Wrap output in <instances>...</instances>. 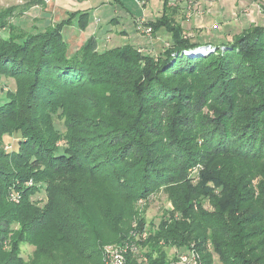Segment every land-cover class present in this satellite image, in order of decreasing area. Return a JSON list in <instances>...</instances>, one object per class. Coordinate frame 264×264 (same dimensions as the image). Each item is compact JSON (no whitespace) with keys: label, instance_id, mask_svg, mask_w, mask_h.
<instances>
[{"label":"trees","instance_id":"trees-1","mask_svg":"<svg viewBox=\"0 0 264 264\" xmlns=\"http://www.w3.org/2000/svg\"><path fill=\"white\" fill-rule=\"evenodd\" d=\"M168 1L149 24L153 33L165 28L172 36L159 56L131 44L99 50L96 36L71 49L63 27L72 16L18 43L16 27H6L9 11L0 12V30H10L0 38V73L18 82L16 97L0 106V139L15 132L21 149L1 152L0 175L7 170L12 180L0 181L6 197L14 185L23 201L33 190L25 182L52 172L83 171L124 204L128 190L147 197L164 188L179 217L162 220L148 240L149 264H170L165 248L183 246L204 264H264V23L206 45L185 34ZM87 16L80 17L83 29ZM205 45L215 53L182 54ZM57 113L67 129L62 145L52 136ZM48 191L52 204L42 227L60 235L82 264H104L105 245L125 231L113 220L101 233L82 195L64 186ZM127 260L139 264L131 253Z\"/></svg>","mask_w":264,"mask_h":264},{"label":"rangeland","instance_id":"rangeland-1","mask_svg":"<svg viewBox=\"0 0 264 264\" xmlns=\"http://www.w3.org/2000/svg\"><path fill=\"white\" fill-rule=\"evenodd\" d=\"M52 1L41 0L39 8L37 4L34 5V0H0V12L9 11L6 16V27L8 25L16 27L12 30L13 37L18 36V38H15L16 42H21L19 39L21 36L30 35V33L41 28L45 29L48 26L47 24L54 20V14L48 19L46 12L48 11L47 8L53 4ZM163 1L165 2V0ZM214 1L215 5L210 9L199 5L196 9L192 8L189 13L186 10L187 8H182L181 14L184 15L182 21L185 34L188 37L206 45L210 43L220 45L224 40L232 39L234 35L240 33L250 21L253 20L257 24L264 23V0H254L258 5L256 4L253 10H250L252 15L250 17L245 16L246 18L242 17L245 12L244 8L248 3H252V0H244L242 3H235L234 0ZM70 2V6L81 7L80 9L86 7L82 6L84 2H88L87 6L91 8L86 23L89 24L91 20L90 24L94 29L92 34L96 33V27L100 31L96 36L99 41V50L131 44L143 50L144 53L159 56L167 47L168 41L170 42V38L168 39V36L164 34L165 31H162L160 36L156 37L152 34L153 30L149 34L146 33L145 29L148 26L142 19H138L137 22L134 19L132 20V16L129 15L127 10H138L140 8H142L141 13L146 19L154 20L156 18L155 12L149 11L146 13L147 10L151 9V6L149 4L144 5L142 0H136L139 5L134 0H70ZM185 2L187 7L190 1L186 0ZM176 3L177 6L180 5L178 0H176ZM73 13L75 18L80 19L81 14H85V11L76 9ZM210 14L214 16L213 19H211ZM39 16L44 18L41 20ZM43 20L45 23L41 25ZM84 29L81 27L82 32L75 35L72 33L74 36L70 38L73 41V44L72 41L70 42L71 49H78L90 37L91 33ZM106 30L108 31L103 33ZM9 34V28H3L2 26L0 38H6ZM72 34L71 32L68 33L69 36ZM201 48L198 50L200 52H195L192 49L184 50L182 54L196 57L201 51L207 50V46L204 49ZM213 48L214 50L209 51V53L216 50L215 47ZM222 49L226 50L227 48L223 47ZM17 87V79L6 73H0V106L8 103L10 98L16 97ZM53 123L56 130V134H52L53 141L58 139V144L62 145L65 143L64 135L67 134L65 117L57 113L53 116ZM19 146L20 138L15 135V132H8L0 139V154L6 151L11 155H17L21 150ZM13 160L14 157H11L12 167L19 169L20 165L14 163ZM6 174H8L7 170L3 175H0V180H12V176H6ZM36 174L35 177H39L38 171H36ZM47 174L48 177L42 176L43 178L39 177L41 179L37 181L29 180L25 182V187H32L33 190L28 195V199L26 198L24 201L23 193L14 188V185L9 188V195L6 197L7 186L5 188V184L0 181V264H82L79 257L76 254L74 255L72 249L66 243H60L61 241L58 239L60 235H56L50 226L42 227L44 224L43 214L49 211L52 204L48 191L49 187L64 186L72 194L82 195L83 209L88 212L92 223L101 233L108 234L109 223L115 220L116 224L120 225V230L125 231L122 234L123 239L121 238L119 242L107 243L105 246H117L124 250L127 246L134 244V249L127 248L128 251L125 256L127 258V254H133L139 264H149L148 240L157 233L162 220H170L173 216L179 217L172 199L164 188L149 194L147 197H135L128 190L127 194H130L127 195L129 202L124 204L106 184L101 183L96 178L87 176L83 171L77 174H55L53 172ZM191 178L194 184H197V169L193 168ZM9 182L6 184L8 185ZM204 202V205L210 208L208 200L205 199ZM36 214L39 215L34 220L36 217L33 216ZM140 232H146V234L139 237L137 234ZM165 251L170 264H183L181 263V256L194 253L197 255L198 264H204L200 254L194 248L186 249V246L181 248L167 247ZM102 261L106 264L103 258ZM215 263H218V259Z\"/></svg>","mask_w":264,"mask_h":264},{"label":"crops","instance_id":"crops-1","mask_svg":"<svg viewBox=\"0 0 264 264\" xmlns=\"http://www.w3.org/2000/svg\"><path fill=\"white\" fill-rule=\"evenodd\" d=\"M81 1H83V0H81ZM143 2H144V5H150L151 6V9L150 10H147L146 11V13L147 12H155V19L154 20H150V19H146L145 18V16L144 15H142V8H140V9H138V10H136V9H134V10H132V9H130V10H127L128 12H129V15H131L132 16V20L134 19V21L135 22H137V20L138 19H142L143 20V22H145L146 23V25L149 27V28H151L152 29V27H151V25H149L151 22H154L157 18H159L162 14H163V11H164V1L163 0H142ZM179 1V3H180V5L179 6H177V3H176V0H169L168 1V3H169V7H170V13H171V15H172V17L178 22V23H180L181 25H182V27L184 28V25H183V21H182V18H184V15L183 14H181V11H182V8L183 7H185V9L188 11V12H190L189 10H191L192 8H194V9H196L197 8V6H206V7H208L209 9L210 8H212L214 5H215V1L214 0H189L190 1V4L189 5H187V7H186V0H182V1H180V0H178ZM242 1H244V0H234V2L235 3H239V2H241L242 3ZM253 2L252 3H248V5L247 6H245V8H244V13H243V15H242V17L243 18H246L245 16H251L252 14H251V11L250 10H253V8L256 6V1H254V0H252ZM122 2V1H121ZM134 2L136 3V4H138L137 2H136V0H134ZM52 3L53 4H51V6L49 7V8H47V10L48 11H46L47 12V14H48V16H47V18L48 19H50V17L54 14V20L53 21H51L50 22V24H47L48 26H50V25H52V26H54V25H56V24H59L60 22H62V21H64V22H66L71 16L72 17H74V13L73 12H75V10L76 9H79V10H82V11H85V12H88V14H89V9L91 8V7H88L87 6V4H88V2H84V4L82 5V6H86L85 8H83V9H80L81 7H73V6H70V4H71V2H70V0H53L52 1ZM185 3V4H184ZM246 3V2H245ZM122 4H123V2H122ZM247 4V3H246ZM139 5V4H138ZM173 5V6H172ZM258 5V4H257ZM37 7H39L40 8V6H39V4L37 5ZM88 7V8H87ZM177 7V8H176ZM38 8V9H39ZM71 8V9H70ZM215 8V7H214ZM74 10V11H73ZM215 10V9H214ZM187 12V13H188ZM218 13V12H217ZM219 13H220V10H219ZM210 16H211V14H210ZM39 18L42 20L44 17H40L39 16ZM78 17H74L73 18V21L71 22V23H66V25L64 26V28H63V33H64V35H65V38L68 40V42L70 43L72 40L70 39V38H73V36L75 35V34H77L78 32H82L81 31V26H80V19H77ZM214 18V16H211V19H213ZM145 19V20H144ZM148 20H150V21H148ZM90 22H91V20L89 21V24L87 23V25H86V28L84 29V30H86V31H88L89 33H91L89 36L91 37V36H98V33L100 32L99 31V29L96 27V33H93L92 34V32H94V29L92 28L93 26L90 24ZM221 22V21H220ZM45 22H44V20H43V22L41 23V25L42 24H44ZM81 23H82V21H81ZM253 23H255V24H257L256 22H254L253 20L252 21H250L249 22V24L248 25H246V26H244L243 27V29L245 28V27H247V26H249V25H251V24H253ZM46 25V24H45ZM44 25V26H45ZM46 25V26H47ZM45 26V27H46ZM47 26V27H48ZM42 27V26H41ZM46 27V28H47ZM147 27V28H148ZM41 29H44V28H41ZM41 29H39V30H41ZM242 29V30H243ZM184 30H185V28H184ZM108 30H106V31H104L103 33H106ZM162 31H165L164 32V34H165V36H168L167 38L169 39H171V33L169 32V31H167L165 28H161L160 30H158L157 32H158V34H157V32L156 33H152L154 36L156 35V37L157 36H160V34H161V32ZM69 32H71V34L72 33H74V35L72 34V35H68V33ZM163 34V33H162ZM106 35V34H105ZM108 36H110V35H108ZM155 37V38H156ZM168 43H169V41H168ZM72 44H73V41H72ZM74 47H75V45H74ZM76 49V48H75Z\"/></svg>","mask_w":264,"mask_h":264},{"label":"built area","instance_id":"built-area-1","mask_svg":"<svg viewBox=\"0 0 264 264\" xmlns=\"http://www.w3.org/2000/svg\"><path fill=\"white\" fill-rule=\"evenodd\" d=\"M50 1V0H48ZM191 11V10H189ZM190 13V12H189ZM146 33H151L152 29L147 28L145 29ZM214 48L211 46L207 47V50L205 52L213 51ZM146 232L142 234L144 236ZM134 249V244L129 245L126 247V249L122 250L118 248L117 246H106L105 247V260L107 264H128L127 258L125 256V253L128 251L127 248ZM194 252V251H193ZM185 255V256H184ZM181 256V263L183 264H198L197 255L194 254H184Z\"/></svg>","mask_w":264,"mask_h":264},{"label":"bare ground","instance_id":"bare-ground-1","mask_svg":"<svg viewBox=\"0 0 264 264\" xmlns=\"http://www.w3.org/2000/svg\"><path fill=\"white\" fill-rule=\"evenodd\" d=\"M202 49V48H201Z\"/></svg>","mask_w":264,"mask_h":264}]
</instances>
